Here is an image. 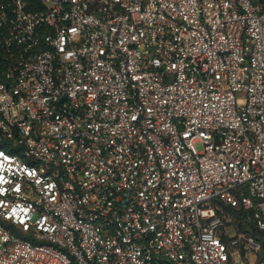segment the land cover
I'll list each match as a JSON object with an SVG mask.
<instances>
[{
    "label": "built area",
    "instance_id": "obj_1",
    "mask_svg": "<svg viewBox=\"0 0 264 264\" xmlns=\"http://www.w3.org/2000/svg\"><path fill=\"white\" fill-rule=\"evenodd\" d=\"M39 3L0 0V264H264V0Z\"/></svg>",
    "mask_w": 264,
    "mask_h": 264
},
{
    "label": "trees",
    "instance_id": "obj_2",
    "mask_svg": "<svg viewBox=\"0 0 264 264\" xmlns=\"http://www.w3.org/2000/svg\"><path fill=\"white\" fill-rule=\"evenodd\" d=\"M28 1L31 3L32 8L34 10L41 9L39 0H28ZM236 216L238 219L239 231H248L251 232L256 237H258L261 240L262 247L264 249V233L255 227L253 220L251 218V214L244 211L243 209H240L239 211H237Z\"/></svg>",
    "mask_w": 264,
    "mask_h": 264
},
{
    "label": "rangeland",
    "instance_id": "obj_3",
    "mask_svg": "<svg viewBox=\"0 0 264 264\" xmlns=\"http://www.w3.org/2000/svg\"><path fill=\"white\" fill-rule=\"evenodd\" d=\"M196 147H197V149H198L199 151L202 150V147H201V145H200L199 143L196 144ZM230 234L233 235V234H234V231L232 230V231L230 232ZM255 263H256V258H255L254 255H252L251 257L249 256V258H247V261H245L244 264H255Z\"/></svg>",
    "mask_w": 264,
    "mask_h": 264
}]
</instances>
